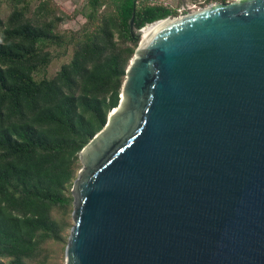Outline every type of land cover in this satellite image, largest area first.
Returning a JSON list of instances; mask_svg holds the SVG:
<instances>
[{
	"label": "water",
	"instance_id": "obj_1",
	"mask_svg": "<svg viewBox=\"0 0 264 264\" xmlns=\"http://www.w3.org/2000/svg\"><path fill=\"white\" fill-rule=\"evenodd\" d=\"M148 25L79 153L65 264H264V0Z\"/></svg>",
	"mask_w": 264,
	"mask_h": 264
},
{
	"label": "trees",
	"instance_id": "obj_2",
	"mask_svg": "<svg viewBox=\"0 0 264 264\" xmlns=\"http://www.w3.org/2000/svg\"><path fill=\"white\" fill-rule=\"evenodd\" d=\"M14 1L9 16H0V264H29L69 226L52 212L73 204L67 187L79 153L120 102L139 44L132 18L142 28L175 11L115 0L114 10L100 12L105 0H87L90 28L72 59L54 77L38 79L35 72L50 61L44 47L59 35L52 19L28 15L29 3Z\"/></svg>",
	"mask_w": 264,
	"mask_h": 264
},
{
	"label": "rangeland",
	"instance_id": "obj_3",
	"mask_svg": "<svg viewBox=\"0 0 264 264\" xmlns=\"http://www.w3.org/2000/svg\"><path fill=\"white\" fill-rule=\"evenodd\" d=\"M29 3L28 15H33L39 19L54 21V31L59 38L50 41L44 48L49 51L50 61L45 68L35 72L36 78L54 77L64 63L69 62L74 54L78 40L82 37L84 28H90L87 19L91 11L87 0H22ZM233 0H226L231 2ZM221 2L220 0H138L140 5L144 3L164 5L173 9L175 12L171 17L180 16L209 4ZM14 0H0V16L6 19L13 11ZM42 6V10L37 9ZM115 0H105L100 12L105 9L114 10ZM83 163L79 157V166L75 178L67 187V193H72L74 181L79 175ZM74 203L67 208H54L52 215L59 221H67L69 226L62 233L61 239H48L41 244L39 254L29 261V264H65L66 246L70 234V228L73 224L72 212Z\"/></svg>",
	"mask_w": 264,
	"mask_h": 264
},
{
	"label": "bare ground",
	"instance_id": "obj_4",
	"mask_svg": "<svg viewBox=\"0 0 264 264\" xmlns=\"http://www.w3.org/2000/svg\"><path fill=\"white\" fill-rule=\"evenodd\" d=\"M160 23H162V21H157V22H155V23H153V24H150V25H148L147 27H145L144 30H143V34H144V36H145L147 33H149L150 31H152V29H153L155 26L159 25Z\"/></svg>",
	"mask_w": 264,
	"mask_h": 264
}]
</instances>
